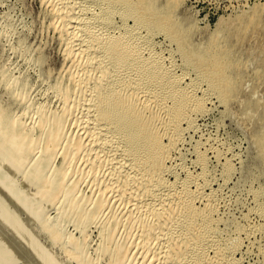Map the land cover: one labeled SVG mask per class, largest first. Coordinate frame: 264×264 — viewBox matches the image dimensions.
Segmentation results:
<instances>
[{
	"label": "rangeland",
	"instance_id": "obj_1",
	"mask_svg": "<svg viewBox=\"0 0 264 264\" xmlns=\"http://www.w3.org/2000/svg\"><path fill=\"white\" fill-rule=\"evenodd\" d=\"M170 1L159 5L174 11L178 44L163 33L142 31L145 37L133 39L134 54L136 49L142 59H160L167 73L173 71L159 88L149 77L140 79L133 65L121 69L109 61L113 67L103 73L101 48L120 34L122 23L116 17L111 27L98 28L93 20L99 5L0 0V264H193L200 244L178 226L188 215L185 200L165 196L184 190L187 181L188 198L198 197L191 207L204 217L197 221L207 218L208 236L223 246L217 260L207 246L202 263L264 264V0ZM75 17H84L83 26ZM187 51L222 53L234 80L230 101L196 80L203 70L187 63ZM108 78L118 80L137 113H147L155 136L167 130L164 167L148 183L144 169L130 172L122 165L127 157L118 140L99 129L97 105ZM182 94L187 99L180 121L174 101ZM175 243L182 248L169 255Z\"/></svg>",
	"mask_w": 264,
	"mask_h": 264
},
{
	"label": "bare ground",
	"instance_id": "obj_2",
	"mask_svg": "<svg viewBox=\"0 0 264 264\" xmlns=\"http://www.w3.org/2000/svg\"><path fill=\"white\" fill-rule=\"evenodd\" d=\"M176 1V0H175ZM85 2H87L88 4H94L95 5L97 4V6L99 5L100 6V11H98V13L96 12V14H94V20H93V23L95 24H98L95 25L97 26L98 28H100V26H102L103 28V25L104 26H109L111 27L110 25H112V22L115 23L116 21V17L120 19L122 25H120L119 23V28L122 29V31L120 30V34L118 36H114L113 38L109 39V41L105 42V45L102 46L103 48H100L102 50H104V54H105V59H103V64L100 63L101 65V68L102 70L104 71L103 73L105 72H108L109 71V61H112L113 63L116 62L117 65L116 66H119L121 67V69L123 68H126L130 65H133L135 67H137V70H138V77L140 79H142L143 77H149V79L155 84H157V86L161 87L162 84L161 82L163 81V83L165 84L167 81L165 79V76L169 73H170V76L172 75L171 71L169 70V72L167 73L163 68V66L161 65V61L160 59H142L141 56L139 55V53H136V49H135V54H134V47H136V44L133 42V39H134V36L136 35H143L141 34L142 31L146 32V34H148L149 36L150 35H153L156 33L160 34V33H163L165 34V36L168 38V40L171 41V43L175 40H178V37L180 36V25L178 23V21L175 20V16L172 15V13L174 11H172L170 8L168 9L167 7H162L159 5V3H162V0H85ZM166 2H171L170 0H166ZM86 3V4H87ZM83 4V3H82ZM81 4V5H82ZM85 4V3H84ZM83 4V5H84ZM87 4V5H88ZM172 4V3H171ZM170 4V6H171ZM179 4V3H178ZM168 5V4H167ZM173 5V4H172ZM177 5V4H176ZM86 6V5H85ZM84 6V7H85ZM89 6V5H88ZM92 6V5H91ZM86 8V7H85ZM90 8V7H89ZM96 9V8H95ZM91 10V9H90ZM89 10V11H90ZM65 11V10H64ZM86 11V10H84ZM94 11V10H93ZM92 11V12H93ZM91 13V11H90ZM87 14V13H86ZM67 15V14H66ZM65 16V15H64ZM84 19V17H83ZM83 19H79V17H75V20L73 22L76 23V25H81L82 24V21ZM86 19V18H85ZM90 19V18H89ZM87 20V19H86ZM128 20H131L133 21V26H130L128 25L129 23ZM91 21V20H90ZM180 22V21H179ZM91 22V25L93 24ZM114 23H113V26H114ZM117 23V21H116ZM86 24H90V23H87ZM182 25V24H181ZM83 26V24H82ZM81 26V28H82ZM183 26V25H182ZM78 27V26H77ZM91 27V26H90ZM93 27V26H92ZM117 27V26H115ZM115 27L113 29H115ZM80 28V30H81ZM104 28H107V27H104ZM111 28V30H113ZM76 29V28H75ZM74 29V30H75ZM85 29V28H84ZM88 29H89V26H88ZM92 29V28H91ZM94 29V28H93ZM97 29V28H96ZM79 30V29H78ZM83 30V29H82ZM87 30V29H86ZM95 30V29H94ZM108 30V28L106 29ZM91 31V30H89ZM99 31V30H98ZM110 32V30H108ZM182 31H184L182 29ZM187 31V30H186ZM78 32V31H77ZM92 32V31H91ZM95 32V31H93ZM97 32V31H96ZM95 32V33H96ZM101 33H103V31H99ZM114 32V31H113ZM135 32V33H134ZM80 33V32H79ZM94 33V34H95ZM98 33V32H97ZM96 33V34H97ZM105 33H107L105 31ZM182 33V32H181ZM184 33V32H183ZM191 33V32H190ZM76 34V33H75ZM109 35V34H108ZM94 36L91 34V37ZM98 36V35H97ZM147 36V37H149ZM188 36V35H187ZM99 37V36H98ZM143 37H145L143 35ZM143 37H141V39H143ZM146 37V38H147ZM95 38V41H96V36L94 37ZM92 38V40L94 39ZM102 38V36H101ZM140 38V37H139ZM137 38L139 41L140 39ZM155 38V36L153 37V39ZM131 39H132V42H131ZM180 39V38H179ZM104 40V39H103ZM137 40V41H138ZM145 40V39H144ZM188 40V39H187ZM89 41V40H88ZM87 41V43H89ZM142 41V40H141ZM190 41V40H188ZM91 42V41H90ZM102 42V41H100ZM99 42V43H100ZM145 42V41H144ZM178 42V41H177ZM175 41V43H177ZM179 42H182L181 40ZM184 42V41H183ZM187 42V41H185ZM191 42V41H190ZM86 43V42H84ZM139 43V42H138ZM221 43V42H220ZM178 44V43H177ZM188 42L186 43V45H183L182 46H186L185 48L189 49L190 48V45L188 44ZM86 45V44H85ZM87 45H90L87 44ZM102 45V44H101ZM151 45V44H150ZM82 46H83V42H82ZM82 46H81V50H82ZM92 47V46H91ZM86 50L88 49V46L85 47ZM84 49V48H83ZM99 49V48H98ZM148 49V48H147ZM221 49V48H220ZM80 50V49H79ZM86 50H84L85 52H87ZM149 50V49H148ZM199 50V49H198ZM83 51V50H82ZM89 51V50H88ZM219 51V50H218ZM225 51V50H224ZM96 52V51H95ZM101 51H99L100 53ZM138 52V51H137ZM193 52V51H192ZM205 52V51H204ZM216 52V51H215ZM221 52V51H220ZM227 52V51H225ZM224 52V53H225ZM83 53V52H82ZM183 54V53H182ZM228 54V53H227ZM103 55V54H102ZM186 61H188L187 63H191L192 65H196L195 68H202L200 72H202L200 74V76H197L196 77V80L198 81H206L207 82V91H211V93H215L216 95L218 94V96H220L222 98V100L224 99L223 97V94L224 96H226V98L229 100L230 98H228V95L231 94L232 92V95L233 94V89H234V80L232 81L228 74H227V68L225 66H223L225 63H224V56L222 55V53H208V51L206 53H202V54H193V53H190V52H185V54H183ZM109 62V63H107ZM231 62V61H230ZM113 63L111 64V67H113ZM175 63V62H174ZM185 63V65L187 64ZM227 63V62H226ZM163 64V63H162ZM187 64V65H188ZM142 65V66H141ZM184 65V66H185ZM191 65V66H192ZM228 65V63H227ZM231 65V64H230ZM92 66V65H91ZM229 66V65H228ZM110 67V68H111ZM177 67V66H176ZM188 67V66H186ZM232 67V66H231ZM131 68V66H130ZM166 68V67H165ZM183 68V67H182ZM192 68V67H191ZM194 68V67H193ZM229 68V67H228ZM176 69V68H175ZM198 69V70H199ZM116 72L115 73H118V72H121L120 71V68H119V71L117 72V68H115ZM135 69V71H137ZM188 70V69H185V71ZM190 70V68H189ZM193 70V69H192ZM197 70V71H198ZM123 71V70H122ZM129 71V69H128ZM168 71V69H167ZM175 71V70H174ZM177 71V70H176ZM175 71V72H176ZM195 71V70H194ZM193 71V72H194ZM196 71V74H198V72ZM111 72V71H110ZM113 72V71H112ZM113 72V73H114ZM125 72V71H124ZM123 72V73H124ZM173 72V71H172ZM187 72H190V71H187ZM192 72V71H191ZM230 72V71H229ZM109 73V72H108ZM184 74V72H181ZM195 73V72H194ZM112 74V73H110ZM122 74V72H121ZM129 75V73H127ZM176 74V73H175ZM182 74V75H183ZM102 75V74H101ZM114 75V74H113ZM167 75V76H168ZM188 75V74H187ZM185 76V77H188V76ZM190 75V74H189ZM192 75V74H191ZM104 76V74H103ZM111 76V75H110ZM116 75L114 76H111V77H114L115 78ZM109 77V75H108ZM117 77V76H116ZM107 78V77H106ZM169 78V77H168ZM109 79V78H108ZM113 79V78H112ZM119 79V77H118ZM172 79V78H171ZM171 79H170V84H171ZM102 80V79H101ZM110 80V79H109ZM148 80V79H147ZM147 80H142V82H145ZM192 80V78H191ZM98 81V80H97ZM118 81V80H116ZM116 81L114 80H110L109 82H107V85H106V88L107 90H104V93L101 95L100 97V103L97 105V113H98V117L100 119V128L101 131L105 132L106 134H110L111 137L116 138L118 141V143H116V139L114 140L115 143L120 146V153L121 155L124 157H127L126 161H124V163L122 165H125L127 167V170L129 169L130 170H138V169H141L142 171H144V176L146 177L145 180L146 182L148 183V181L150 180V178L152 177L153 178V175L156 174L157 171H160L163 167H164V162L166 161V158H167V153H166V147L164 145H162V140L164 138V135L166 133L165 132H162L160 137H157L155 136V131L153 130V128L151 127V125L149 124L150 120L148 121V119L146 118L147 117V113L145 111H140L139 113H137V111H135V109H133V106L131 105L132 101L130 103L126 102L124 100V96H122V91L123 89L121 87H116ZM138 81V80H137ZM136 81V82H137ZM151 81H149L148 83H150ZM169 81V80H168ZM167 81V82H168ZM174 81V80H173ZM192 81H195L194 79ZM141 82V80H140ZM139 82V83H140ZM141 82V84H142ZM196 82V81H195ZM106 83V81H105ZM120 83V81L118 82ZM117 83V84H118ZM139 83H136L138 84L140 87H141V84ZM146 83V82H145ZM152 83V84H153ZM161 84V85H158V84ZM192 83V82H191ZM153 84V85H154ZM163 84V86H164ZM201 84V83H200ZM119 85V84H118ZM124 85V84H122ZM152 85V86H153ZM166 85V84H165ZM169 85V84H168ZM195 85V84H194ZM193 85V86H194ZM125 86V85H124ZM129 86V85H128ZM138 86V87H139ZM151 86V88H152ZM162 86V87H163ZM197 86V83L194 87ZM126 87V86H125ZM145 87V86H144ZM154 87V86H153ZM159 87V88H160ZM161 87V88H162ZM121 88V89H120ZM136 85H135V89H136ZM157 88V87H155ZM167 88V87H166ZM204 88V87H203ZM99 89V88H98ZM128 89V88H127ZM138 89V88H137ZM142 89V88H141ZM188 89V88H187ZM201 89V88H200ZM205 89V94L207 95V91ZM140 90V89H139ZM166 90V89H165ZM172 90V89H171ZM180 90V89H179ZM184 91V89H181V91ZM186 90V89H185ZM190 90V89H189ZM192 90V89H191ZM138 91V90H137ZM175 91V90H174ZM172 91V92H174ZM223 93H222V92ZM141 92V91H140ZM170 92V91H169ZM178 92V91H177ZM180 92V91H179ZM189 92V91H187ZM187 92H183L184 94L187 95ZM220 92L222 94V96L220 95ZM176 93V92H175ZM181 93V92H180ZM210 93V94H211ZM235 93V92H234ZM98 94V93H97ZM168 94V95H167ZM167 97L168 99L170 97L169 93H167ZM172 94V93H170ZM178 94V93H177ZM184 94L181 95L180 99L175 102V105L174 103L171 104L174 105L175 109H177V111L174 113L176 115L175 118L178 117V119L180 120V115L182 112V110L184 109V105H185V102H186V99H187V96H184ZM204 94V93H203ZM209 94V95H210ZM174 96V95H173ZM178 96L175 94V97ZM194 96V95H192ZM208 96V95H207ZM217 96V97H218ZM165 97V98H167ZM175 97H172L175 99ZM204 97V96H203ZM202 97V98H203ZM177 98V97H176ZM206 98V96H205ZM204 98V99H205ZM192 99V98H191ZM191 99L189 100V102H191ZM176 100V99H175ZM207 100V98H206ZM221 100V99H219ZM221 100V101H222ZM157 101V100H156ZM165 101V100H164ZM205 101V100H204ZM230 101V100H229ZM168 102V100L165 102V104ZM187 102V103H189ZM200 102V101H199ZM224 102H225V99H224ZM222 102V103H224ZM228 102V101H227ZM152 103V102H151ZM169 103V102H168ZM201 103V102H200ZM134 104V103H133ZM198 104V103H197ZM168 105V104H167ZM202 104H200L201 106ZM227 105V103H226ZM170 106V107H171ZM187 107L189 106V104L186 105ZM199 106V105H198ZM198 106L195 105V108ZM169 107V106H168ZM186 107V108H187ZM189 107H192V106H189ZM197 108L195 111H197ZM146 109V108H144ZM148 109V108H147ZM174 109V110H175ZM200 109V108H198ZM141 110V109H140ZM178 110H180V112H178ZM148 111V110H147ZM167 111H168V108H167ZM171 111H173V109L171 108ZM186 111V110H185ZM193 111L194 112V109L191 110L190 109V112ZM92 112V111H91ZM170 112V111H169ZM168 113V112H167ZM96 114V113H95ZM169 115V114H168ZM172 114H170L171 116ZM188 116H189V112H188ZM187 116V112H186V115H185V118H189ZM3 119V117H1ZM168 118V116H167ZM182 118V116H181ZM186 118V120H187ZM2 119L1 120V123H2ZM5 119V118H4ZM171 120V119H170ZM174 120V118H173ZM172 120V121H173ZM177 120V119H175ZM177 120V122L179 121ZM169 121V120H168ZM170 121V123L172 122ZM181 121V120H180ZM179 121V122H180ZM185 121V120H184ZM153 122V121H152ZM151 122V123H152ZM183 122V121H182ZM181 122V123H182ZM0 123V125H1ZM4 123V122H3ZM168 122V124H170ZM98 124V123H97ZM174 124V123H172ZM171 124V125H172ZM176 124V123H175ZM99 125V124H98ZM97 125V126H98ZM154 125V123H153ZM166 125V124H165ZM180 124H178L179 126ZM168 126V125H167ZM173 126V125H172ZM171 126V127H172ZM175 126V125H174ZM154 127V126H153ZM176 127V126H175ZM96 128V127H95ZM94 128V129H95ZM170 128V127H169ZM180 128V127H179ZM165 130V128L163 129ZM173 130V129H172ZM177 130V129H176ZM95 131H97V129H95ZM100 131V130H99ZM169 131V130H168ZM179 131V130H178ZM177 131V132H178ZM155 132V133H154ZM170 132V131H169ZM173 132V131H172ZM102 133V132H101ZM171 133V132H170ZM182 133V132H181ZM102 135V134H101ZM167 135V134H166ZM107 136V135H106ZM182 136V135H181ZM107 138V137H106ZM109 138V136H108ZM180 138V137H179ZM110 139V138H109ZM178 140V139H177ZM110 141V140H108ZM111 142V141H110ZM112 144L114 143L113 141L111 142ZM114 143V144H115ZM175 145V144H174ZM13 148V147H12ZM11 148V149H12ZM168 148V147H167ZM13 152V150H12ZM11 150H10V153H12ZM14 152H17L14 151ZM13 152V153H14ZM199 152V151H198ZM129 157V158H128ZM202 157V156H201ZM201 157H199L201 159ZM218 159V158H217ZM202 160V159H201ZM261 163V162H260ZM203 164V163H202ZM206 164V162H205ZM204 164V165H205ZM255 166L257 165L256 163L254 164ZM262 167L264 168V160L262 161ZM123 167V166H122ZM232 167V166H231ZM261 167V169H262ZM204 168V167H203ZM206 168V167H205ZM144 169V170H143ZM206 170V169H205ZM259 170V169H258ZM264 170V169H263ZM140 171V170H139ZM166 171V169L163 170V173ZM131 172V171H130ZM134 173V171H132ZM137 172V171H136ZM255 172V171H254ZM158 174H160V172H157ZM206 173V172H205ZM204 173V174H205ZM138 175H140L138 173ZM161 176H162V173H161ZM190 176V175H189ZM154 177H156L154 175ZM160 178V177H159ZM158 178V180H159ZM130 179V178H129ZM141 180V179H140ZM148 180V181H147ZM195 180V179H193ZM137 181V180H136ZM162 181V180H161ZM141 182V181H140ZM145 182V181H143ZM163 182V181H162ZM161 182V183H162ZM188 182V181H187ZM186 182V183H187ZM159 183V181H158ZM160 183V184H161ZM164 183V182H163ZM162 183V184H163ZM175 183V182H174ZM185 184V189L182 190L181 192L179 193H168L167 195L165 194V196H170L171 197V200H179V199H182L185 200V204L187 205V211H188V215L186 216V219L184 220L183 219V222L182 224L178 225L179 227L182 226V229L184 230V234H188L190 235V240H194L195 243L197 244H200V248H198V250L193 254V257H192V262L193 264H203L202 263V260L204 258V254H205V251L206 249L208 248L207 246L209 247H212L215 251V254L216 256L214 257L216 260L217 258L219 259L220 255L223 253V249L222 247L218 244V242H216L215 238H211V236H208L210 234L209 233V230L210 228H208V224L206 222L207 218L204 219L203 222H198V218L200 216H202L199 211L197 209H193L192 207L194 206L193 205V202L198 198L196 197V199L193 201L194 199V196L193 198H188V195H186V193H188L187 189H188V183ZM149 186V184H147ZM146 185V186H147ZM151 185V183H150ZM154 186V185H153ZM157 186H160L157 184ZM162 186V185H161ZM262 186V185H261ZM142 187V186H140ZM151 187V186H150ZM184 187V185H183ZM147 188V187H146ZM157 188V187H156ZM160 188V187H159ZM145 189V188H144ZM169 189V188H168ZM149 190V189H148ZM152 189H150L149 191L151 192ZM158 190V189H157ZM189 190V189H188ZM167 191V189H166ZM157 192V191H156ZM170 192V191H169ZM171 192H175V191H171ZM184 193V195L182 196V194ZM198 193V192H196ZM262 194V193H261ZM157 195V194H156ZM192 196V195H191ZM155 197V196H154ZM187 197V198H186ZM168 198V197H166ZM167 200V199H166ZM164 201V200H163ZM156 202V201H155ZM161 202V201H160ZM196 202V201H195ZM181 204L183 205L184 203L181 202ZM195 204V203H194ZM191 205H193L191 207ZM158 206V205H157ZM156 206V207H157ZM177 206V204H176ZM184 206V205H183ZM182 206V207H183ZM172 207V206H170ZM178 207V206H177ZM264 207V206H263ZM185 208V207H184ZM196 208V207H195ZM170 209V208H168ZM182 209V208H181ZM165 210H167V208L165 207ZM172 210V209H171ZM170 210H168L169 212ZM182 211V210H180ZM186 211V210H185ZM186 211V212H187ZM205 211H207L205 209ZM204 211V212H205ZM163 212V211H162ZM202 212V211H201ZM203 212V213H204ZM183 213V212H182ZM162 214V213H161ZM161 214L160 217H161ZM169 214V213H168ZM181 214V212H180ZM183 214H186V213H183ZM182 214V216H183ZM158 215V216H159ZM167 216V215H166ZM181 216V215H180ZM201 219H203L202 217H200ZM181 219V218H180ZM179 221V220H178ZM209 222V221H208ZM215 222V221H214ZM213 223V222H212ZM215 223H218V222H215ZM211 226V225H210ZM213 226V224H212ZM211 226V227H212ZM177 227V226H176ZM218 227V226H217ZM216 227V228H217ZM175 228V227H174ZM214 228V227H213ZM215 229V228H214ZM228 229V228H227ZM179 232V231H178ZM181 232V231H180ZM218 232V231H217ZM224 232V231H223ZM219 233V232H218ZM239 233V232H238ZM213 235H214V232H213ZM220 235V234H219ZM180 237H182L180 235ZM185 241L187 240H183V239H180V242L184 248L187 247L185 245ZM187 241V242H188ZM207 241V242H206ZM219 241V240H218ZM206 242V243H205ZM222 242V241H221ZM172 243V242H171ZM229 243V242H228ZM176 244V243H175ZM188 244V243H187ZM207 244V245H206ZM223 244V242H222ZM225 244V243H224ZM1 246V245H0ZM180 246V244H179ZM177 244L176 245H172L169 249H168V253L169 255L171 254H174V253H178V248L181 249V247H179ZM192 246V245H191ZM197 247V246H195ZM231 248V247H230ZM226 249V248H225ZM1 250L0 249V255H1ZM225 251V250H224ZM168 253H167V256H168ZM189 254V253H188ZM206 255V254H205ZM170 257V256H168ZM213 257V256H212ZM211 257V258H212ZM206 258V256H205ZM204 258V259H205ZM214 259L212 258L211 261H213ZM180 261V260H179ZM205 261V260H204ZM209 262V261H208ZM191 263V262H190ZM215 263V262H214ZM5 264V263H4ZM211 264V263H210ZM220 264V263H219Z\"/></svg>",
	"mask_w": 264,
	"mask_h": 264
}]
</instances>
